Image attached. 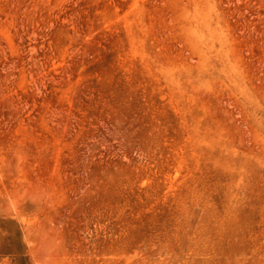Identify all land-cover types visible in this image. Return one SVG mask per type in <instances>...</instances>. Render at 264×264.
<instances>
[{
    "label": "rangeland",
    "instance_id": "obj_1",
    "mask_svg": "<svg viewBox=\"0 0 264 264\" xmlns=\"http://www.w3.org/2000/svg\"><path fill=\"white\" fill-rule=\"evenodd\" d=\"M0 264H264V0H0Z\"/></svg>",
    "mask_w": 264,
    "mask_h": 264
}]
</instances>
